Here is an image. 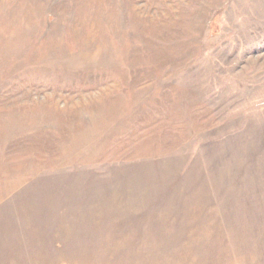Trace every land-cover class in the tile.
Wrapping results in <instances>:
<instances>
[{
    "label": "rangeland",
    "instance_id": "obj_1",
    "mask_svg": "<svg viewBox=\"0 0 264 264\" xmlns=\"http://www.w3.org/2000/svg\"><path fill=\"white\" fill-rule=\"evenodd\" d=\"M0 264H264V0H0Z\"/></svg>",
    "mask_w": 264,
    "mask_h": 264
}]
</instances>
